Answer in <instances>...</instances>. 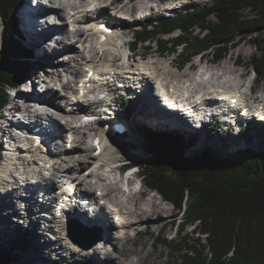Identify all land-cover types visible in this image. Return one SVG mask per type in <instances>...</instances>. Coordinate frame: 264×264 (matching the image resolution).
<instances>
[{
    "label": "trees",
    "instance_id": "trees-1",
    "mask_svg": "<svg viewBox=\"0 0 264 264\" xmlns=\"http://www.w3.org/2000/svg\"><path fill=\"white\" fill-rule=\"evenodd\" d=\"M21 3L0 0L5 46L0 52V117L9 103V91L34 70L31 52L16 24ZM176 31L180 34L166 38ZM263 33L264 0H212L210 6L176 11L173 17L154 16L137 32L132 49L146 44L149 49L154 44L160 55H178L180 65L187 67L197 56L208 55L220 63L235 45L250 38L259 51L251 58L252 65L256 76L264 79ZM261 127L254 128L260 131ZM144 136L148 155L137 159L140 175L151 192L182 215L173 225L177 237L162 234L157 242L177 256L178 264H264V134L260 149L238 148L220 159L207 151L193 160L185 158L177 137L149 129ZM252 136L247 130L246 139ZM190 226L197 238L187 232ZM12 262L10 253L0 251V264Z\"/></svg>",
    "mask_w": 264,
    "mask_h": 264
},
{
    "label": "rangeland",
    "instance_id": "rangeland-1",
    "mask_svg": "<svg viewBox=\"0 0 264 264\" xmlns=\"http://www.w3.org/2000/svg\"><path fill=\"white\" fill-rule=\"evenodd\" d=\"M89 1L92 2L91 0ZM157 1L162 3V7L166 9L161 8L158 11L153 10L152 13L157 14V16L161 15L163 17H170V16L173 17L176 11H185L188 8L202 9L207 6H210L212 3V0H157ZM27 2L28 4H30L31 2L33 3V0H27ZM73 3L79 6L80 0H74ZM132 5L134 8L138 10L143 9L144 11V12L139 11V13L136 14L131 11L132 9L130 10L131 15L133 14L132 16L133 17L135 16L136 22L128 21V19H130L129 18L130 13L128 15L125 13L117 14V12L114 11V9L110 10L111 13H113L114 15H117V19L113 18L116 21H113V20L112 21L115 23L117 22L121 23V25H118V26L128 31L127 34L129 35L126 34L124 36L125 39H123L125 40V42H128L131 39H133L137 35V32L141 29V27L147 25L148 23L147 18L149 17L148 9H149V6L153 7L155 5V1L149 0V2H146L143 0H140V1L135 0ZM29 6L31 10L36 11L32 9L33 6L31 5ZM26 7L27 5L24 3V0H22V3L20 7H18L16 15H15L16 20H17L16 24L18 26L20 33H22L20 13L21 11L25 10L24 8ZM171 7L174 8V10L169 9ZM49 15H53V14H49ZM92 15L96 17L95 14H92ZM245 15L248 16L251 14L247 13ZM122 17H128V19H122ZM39 19L41 23L43 21V17H41L40 15ZM1 21L2 19L0 17V32H1L0 52L4 50V47H5L4 42H3L4 26ZM78 27H82V26H78ZM42 28L43 26L40 24L39 29L41 30V33L43 34L44 29ZM197 32H199L198 29L196 30V33ZM53 34H54V37L51 38V40H49L46 45V50L49 52V55L51 51L50 44L53 43L52 41L54 40V38L56 40L57 38L60 37V35L57 34L56 32H53ZM88 34L91 35L89 38L91 45L95 46V44H97L98 35H96L95 37V35L91 34V32ZM179 34L180 32L176 31L173 35H169L166 38L169 37L172 39ZM74 36L75 35L73 34L72 37ZM262 38H263V42H261L260 46L264 44V33H263ZM72 39L74 40V38ZM249 39L250 38H248L245 41L243 40L240 41L237 45H235V47L231 49L229 56H227L217 66L215 67L213 65L211 66L213 67V69H217V70L220 69L223 71L225 69L230 72L228 73V75H223V78L221 79L214 78L212 82L217 83L214 85L218 86V84L220 85V83L223 81H230V83H233V85L235 86L236 85L242 86V91H244L245 93H248L249 87H253L256 90V93L253 94L254 95L253 97H255L256 99L257 98L262 99V96L264 95V79L256 76V71L251 62V58H253V56L256 54L259 55V51H258L257 46L255 45L256 43L253 41H249ZM23 42L26 45V47H28L25 39ZM79 45L81 44L77 43L76 45L77 49L83 51L84 55L88 56L89 55L87 53L88 51L84 49L83 46L80 47ZM146 46H149V44H146ZM146 46H140L137 49V51L135 52L136 54L134 56V59L139 60L141 56L140 54L148 52V54H146L147 61H151V62L153 61L157 65L155 67L156 69L160 68V70L162 71H169V72H172L173 74L179 75L178 82H181L182 80L190 79V77L193 76L194 74L196 73L198 74L199 70H197V66L203 67L206 64V60L209 62L212 61L210 60L211 56H208V55L204 56L201 61H200V57L197 56L193 59L192 63H190L189 66L182 67L180 65V59L178 58V55H173V56H170V55L162 56L160 54L158 55L157 52L159 51H157L158 47L156 45L151 44L149 49H146L147 48ZM96 48L98 49V52L102 51V49H100L98 46ZM125 50H126L125 52H128L127 46ZM117 51L119 55L120 51L118 48H117ZM121 53L119 57L122 58L123 60V56L121 55ZM58 56L59 55L57 56L53 55L52 57H54L55 59ZM68 56L73 57L74 54L69 53L68 55V54L63 53L61 57H63L64 59H67ZM93 56L94 55H90V58H93ZM122 60L118 61V65L125 64V61L124 60L122 61ZM172 63L174 64L172 65ZM33 64L35 68L32 74L35 76L34 78L37 77V80L35 81H37L38 83L34 85L33 87L35 88V86H37V89L35 92H33L34 90L32 91V88H30L31 90L30 93H25L22 90L21 92L23 93L22 95L24 96L23 97L24 100H25V97H32L30 95H34V93H37V90H38L39 95L44 96L45 92L43 91L46 88L43 87V81H47L48 85H52L56 90H59L61 94H64L65 97L66 95L69 96L68 91L63 90L61 83H59L58 80L61 79L62 84L65 82L66 83L72 82L75 79V76L68 73V71H65L64 68L62 67L64 65L61 64L57 66L59 69L56 70L47 61L40 60L38 58L35 59V57L33 59ZM100 64L102 65V63L99 62L98 65ZM191 66H193V68H196V70H194L193 68L190 69ZM181 74L182 75L184 74L185 78L181 77ZM151 78L153 79L152 86L147 87V92L144 96H143V93L140 92L142 90L137 89V91L136 90L133 91L134 93H130L129 95H126V96L124 95V98L120 102H117L118 104H112L113 106L111 107H113V110L116 111L118 118H121L119 119L117 124L116 123L114 124L115 125L119 124V125L124 126L123 133L120 134V136L117 138L115 137L112 138L114 139L113 141H110L111 139L108 140L107 137L103 138L102 147H101L103 148V151L101 154H95V151H96L95 147L92 146V143H91L92 141L89 139L92 135V131L88 129H84V130L80 129L82 134L85 133L87 135L81 136V133L80 134L74 133V134H75V137L82 138L81 141H83L84 144L81 145V147L84 149V151L81 153L79 151L74 152V153H69L72 159L69 161H75L76 159L83 161L84 158L86 159L85 156H88V155L92 156L93 159L91 158L90 160H88L90 161V163L86 164V167L84 169L79 170L75 176L78 177L81 171H85V170H89L86 172H93L94 174L96 173L102 174V176H104L103 174H105V177H106L105 179H108V181L116 180L119 182V183L117 182L119 185H117L116 189L119 191L118 195L120 197L118 198L119 200L118 202L122 203V205L124 204V205H127L129 208H133V204L131 203V201L128 200V197H127L128 195L125 196L124 193H122V189L123 191L126 192L127 189L129 190L132 188L133 190L135 189L138 191L136 192V195H137L136 199L138 200L139 207L145 208L150 211L154 209H159V211L164 212V213L159 216H155L153 220L149 223H146V224L139 223V225L133 226L131 228H125V229L124 228L122 229L120 224L114 220L113 216L110 215V218H108V220H110L111 222H115L117 226L110 228L111 223L108 221L109 222L108 228L110 232H112V235L114 237L121 236L122 240L106 242L104 241L105 240L104 239L103 242H106L104 244L101 241V234L98 233L97 230H94L92 226L89 225L88 223H85L87 225H84L76 219L71 220L72 222H69V223H72V224H69V225L68 223L67 224L63 223V221L57 222V223H50L51 225L49 226L51 228V231H50L48 227V222L41 219L42 217L41 214L36 213L37 215L35 214L30 215V213L26 211V206L21 205L18 201L14 204L15 206L13 205L14 211H13L12 206L9 203H7L9 207H6V206L1 207V204H0V251L8 252L12 255L13 257L12 264H89V257L93 259L92 255H94L95 251L103 249L102 251H104L103 252L104 254L109 253L111 250L113 251L114 246H117V249H119L117 251H113V254H112L113 259L117 263L123 262L121 259L122 257L125 260L134 259V260L141 261V256L147 254L145 252L146 250L154 249L155 253L151 256H148L144 261H141L142 264H159V263L178 264V261L176 258L177 256H175L172 253V251H170L166 246H164V244H159L157 242V238L161 236L162 234H164L165 237L169 239L177 237L178 235L176 231L177 227H173V225L175 223L178 224L180 222V220L182 219L181 213L179 212V210L175 209L169 202H166L165 199L161 197L158 193L151 192V190H149L144 184H142L143 187H140L139 185H137V182L135 181V180L139 181L140 179H139V174L137 173V170L134 167H132L134 166L132 164H135V163L137 164V159L146 158V155H148L144 151V147L147 144L146 142L147 140L144 136V130L149 129L153 131L154 133L167 134L169 136H173V137H177L181 139L182 147L184 148L185 154H186L185 158L188 160H193L197 154H202L203 152H207V151H210L211 154H213L215 157H218L220 159L222 157L227 158L229 154H231V152H233L234 150L238 148L239 150H243V149L248 148V146H254L255 149H260L261 146L263 145L262 138L264 134V127H261L260 131L259 130L251 131L253 136H252V139L249 141L246 139V137H244L245 134L242 135V128L246 127L247 125L246 121L243 122L244 127L241 126V128L239 129L232 128L231 126L226 125L225 123L221 121H217L212 124H209L206 127H203L201 130L196 127L191 128L193 131H190V132H185L180 129L167 130L166 128L164 129L156 128V127H153V125H149V124H144V125L134 124L130 126L129 128H125L126 124L124 123V119L125 121L129 120L130 116L135 111H137L139 107L138 105L142 103L144 99L149 98L151 93L154 92L155 94V83H157V80H158L157 75L155 76L153 75L151 76ZM206 81L208 82V80ZM26 83H27V79L24 81L23 85ZM209 84L210 82L208 83V85ZM119 89L120 87L116 88V90H119ZM11 91L12 93H10V95L12 96L15 89ZM134 94H136L137 97H141V99L139 98L136 100V98H132V95ZM247 95L246 97H248ZM107 96H106V100H108L109 97L113 98L114 96H119V95L110 94L108 97ZM12 98H13V101L11 102L9 100V105L7 106L9 108L13 106L14 103L17 104L16 105L17 108H20L21 106H23V104L24 105L26 104L25 103L26 100L18 101V99L15 100L13 96ZM255 98L252 99V101L255 100ZM127 99L131 100V104L125 107L123 102H125L124 100H127ZM60 102L63 103L64 106H68L72 104L71 101H67V102L60 101ZM99 110L101 109L99 108L96 109V111H99ZM147 110H149V108ZM46 111L49 113H53V114L55 113L52 109H49ZM43 112L44 111H42L41 113ZM77 113L78 115L80 114L79 112ZM98 118L99 117H97V119L95 120L98 121L102 119V118H99V119ZM156 118L157 120L169 122L168 118L164 116H161V118L157 116L154 118V121H156ZM60 120L62 121V123L64 122V124L73 122L72 117H69V116H66L64 120L63 119H60ZM252 122L254 121L252 120ZM74 125L78 126L79 122L76 124L74 123ZM103 125L104 124L102 123L98 125L97 127V124L95 122V124L91 126V129H95V131H97ZM56 126L57 125L55 124L54 127L60 129L58 126L57 127ZM1 129L2 127H0V130ZM63 133L65 135V138H63L62 140L56 139L55 141L59 145L60 144H62L63 146L66 145V148L69 149L70 145L68 144V141H69L68 137H70L69 134L73 133V131L65 130L63 131ZM88 136L90 137L88 138ZM2 137L4 138V136ZM5 140L6 139L0 140V161H3V162L5 161L7 163V161L4 159H7L8 155L9 157H11L13 153L15 152H13L11 156L10 154L7 153L8 149H7ZM19 144L20 143H18V145ZM52 144L53 143H51V146ZM90 149H93V151ZM51 150H53L54 152L58 151L57 147L54 145L52 146ZM1 152H3V154H1ZM23 153H24V156L27 157L28 159H32L33 156H35L37 160L45 159V158L47 160L49 159L48 156L44 155L42 152L36 153L35 155L33 154V156L31 155L32 153H28V154L25 152ZM62 158L66 160L68 159V156L63 155ZM57 160L59 159L58 158L55 159L56 162ZM106 161H108L109 164L112 166L111 169L116 168V173L109 174L108 171L106 172V167L96 168L95 165L97 164L100 165L102 164V162H106ZM44 163L42 162L41 164H38V161H37V165L36 163L34 165H31L28 168V170L42 169L43 171V168L46 166V163L45 164ZM3 165L5 164L3 163ZM3 165H1L0 170L3 169ZM118 171L121 174L118 173ZM43 173L44 175L48 176L50 172L44 170ZM117 174H119L121 177L118 176ZM6 177L7 176H0V182L6 183L7 181L3 180ZM14 178L15 177L13 178L11 177L7 179L9 182H12L13 180H15ZM63 178L64 176H62V178L61 177L58 178L59 180H57V183L59 182V184H57L58 186L57 188L59 189L63 186L62 185L63 183L61 182L63 181L62 180ZM80 180L84 182L85 186H88L90 183H93V185L95 184L97 185L99 183L97 179H94V178L89 179L87 177H82V176ZM125 184H127V186H125ZM5 197L6 196L0 195V200H3ZM37 210L38 209H36V211ZM109 211L108 213H110ZM83 214L85 215V217L87 216L94 221L99 219L101 223H103V221L105 220L103 219L104 214H102V212L98 215V217L96 216L90 217L85 212H83ZM32 220H35V222H37V225H35L34 221ZM126 220L130 221L132 220V218L127 216ZM70 225H74V226L78 225V226H82L84 228H88L89 230H91L93 234L92 241L95 244V247L93 248V250H86L82 243L78 242L77 239L71 236L69 232ZM187 232L190 235H193V227L190 226L187 229ZM27 235H29L28 238L25 237ZM125 236L128 237V240L125 238ZM193 237L197 238L198 236L193 235ZM56 239H59V240L57 241ZM102 243L105 247L100 248L102 246ZM102 263H104V261Z\"/></svg>",
    "mask_w": 264,
    "mask_h": 264
},
{
    "label": "bare ground",
    "instance_id": "bare-ground-1",
    "mask_svg": "<svg viewBox=\"0 0 264 264\" xmlns=\"http://www.w3.org/2000/svg\"><path fill=\"white\" fill-rule=\"evenodd\" d=\"M92 2H90L89 0H80V5L82 8H87V7H92L93 9L95 7H99L98 11L100 13V18L103 19H117V15H114L113 13H111L110 10L114 9V11L117 12V14L119 13H125V14H129L130 10L134 13H138V9L134 8L132 5V1L131 0H91ZM24 3L27 5L26 8H24L25 10L21 11L20 16H21V30H22V38L23 41L25 39L26 44L28 45V49L31 52L32 55V62L33 59L35 57V59H40V60H45L48 63H50L54 69L58 70L59 68L57 66L59 65H64L62 66L64 68L65 71H68V73L72 74L75 76V78H81L83 80H86L89 77V74L91 71H95L97 73V75L99 76H105L108 73H113L116 72L117 70H121L119 68H116V65H118V61H121L119 55L122 51L121 54H126L125 50L123 49L122 44H125L124 40V36L127 34V30L122 29V27L118 26L116 28V31L114 30L113 27H111V30L109 32H106L107 35L109 36L108 39H106V41L104 43H99L98 47L103 48L104 49L101 52H98V49L91 45V42L89 40L90 36L87 31L86 28L88 27V25L91 26H95L97 24H99V22L93 17V16H89V14L85 11H81L79 12V14H83L84 12L86 13V15L84 14L82 16L83 21H79L76 23V25H80L82 27H79L76 36L72 37V32L70 31V28L68 27V22L66 18H70L69 16H71L72 12H76L78 11L79 8L78 5H75L74 3L70 2V4L64 5V4H60V6H44V7H40L38 10L33 11L31 10L29 7L30 4H28L27 0H24ZM72 3V4H71ZM141 8V7H140ZM49 14H53L56 15L57 18H59L60 23L58 25L56 24H51L49 19L47 18V16H49ZM41 15V17H45L46 18V22L45 25H43V27L45 26V29L43 30V34L41 33V30L39 29L40 26V19L39 16ZM133 15V14H132ZM99 18V19H100ZM122 19H128V17H122ZM114 20V19H113ZM116 21V20H114ZM128 21H132L130 19H128ZM47 25V27H46ZM117 25H121V23L117 22ZM53 32H56L57 34L60 35L59 38H57L55 40L52 41L53 43L50 44V55L49 52L46 50V45L48 43L49 40H51V38L54 37ZM1 35V32H0ZM96 37V35H95ZM98 37V36H97ZM74 38V40L72 39ZM93 38V37H92ZM73 40V41H72ZM77 43H81L82 46L84 47V49H86L88 52V56L84 55L83 51L77 49ZM95 44V43H94ZM108 45V46H106ZM81 47V45H79ZM117 48L119 49L120 53L118 55V51ZM31 49V50H30ZM47 51V52H46ZM74 54L73 57L68 56L67 59H64L62 56V54ZM98 54V55H97ZM136 53L132 54L129 58V63H130V67L127 68L129 71H125L124 69H122L123 72H121L122 74H126V75H122L121 77L126 78V79H131L132 75L131 74H138L140 76L141 79V83L140 81L138 83H131V86L129 88V91H132L134 89L140 88L144 90L143 92V96L146 94L147 92V87L148 86H152L153 83V79L151 78L150 74L153 75H157V79H158V83L157 84H163L164 86H166V88H172L174 91H176V86H178V84H180L179 81V75L177 74H173L172 72L169 71H162L160 70V68H155L157 65L152 61H147L145 54H140V59L136 60L134 59ZM57 56L59 55L57 58L54 59V57L52 56ZM61 55V56H60ZM90 55H94L93 58H90ZM74 58V59H73ZM98 58V60H97ZM35 61V60H34ZM38 62V61H37ZM103 63L102 65H98V63ZM35 63V62H34ZM39 64V63H37ZM174 63H172L173 65ZM35 68V67H34ZM181 70V69H180ZM34 71V70H33ZM220 71V69H219ZM33 73V72H32ZM158 73V74H157ZM228 73H230L229 71L225 70L222 72V74H215L213 73V71H211L208 76L206 78L201 79L200 76H198V74H195L194 77L189 79V82H191L190 84V91L191 93H198L200 96V98H198L197 100H202V98L204 97H208L211 94L216 93L217 91L214 89L217 88H228V89H234L236 92L235 96L238 97L242 96V86L239 85H233V83H230V81H223L220 83V85H214L217 83H213V79L217 78V79H221L223 78V75H228ZM139 76H135L133 79L134 80H138ZM35 76L32 74L31 76H29V79H27V83L24 84L21 89L17 92L13 93V97L15 100H17L19 97L22 98L24 97L22 94V90L25 93H30L31 90L30 88H32L33 91V86L36 85L35 80H37V77L34 78ZM181 77L185 78V75L181 74ZM187 80V79H186ZM200 80V81H199ZM208 80V82L206 81ZM183 81V80H182ZM59 83H61V86L63 88L64 91H68L69 96L71 98H75L76 95H78L80 93V91L85 90L82 89L79 85V83L81 81H79L78 83H76L75 81L73 82H65L62 84L61 79L58 80ZM210 82V84L208 85V83ZM213 83V84H212ZM38 84V83H37ZM176 84V85H175ZM135 85V86H134ZM137 85V86H136ZM154 86V85H153ZM43 87L46 88V92L45 95H39L38 94V90L37 93H34V95H30L32 97H25L26 99V104L23 106H21L20 108H17L16 105L14 103L13 108L14 109H18L19 111H24V113H28L29 116L33 117L34 119V123L32 124L33 126L36 125L38 127H40V132L34 133L33 130L29 129V128H23L22 125L19 124V122H21L19 120V122L16 125H13L16 130L20 131V132H29L32 134V138L31 140H23L22 137H18L16 134H11V138H10V144L8 146V148H10L11 151H15V153L17 152V156H19L18 159L16 158H12L7 160V163L4 161L3 165V169L0 170V176H7L5 179L7 183L9 182L7 178H13L14 173H17L20 171V169L17 167L19 165H24L22 166V170H23V174H20L24 177H27V179L29 180V178L32 176V173L35 174L36 173V169L35 170H28V168L31 165H34L36 163L37 165V158H32L31 160H25L24 159V153H32L31 155L33 156V153L37 152L40 153V150L37 148H34V143L36 142V139H41L42 142V147L43 150H45V152L48 154V161H43V163L45 162L46 165L47 163H51L53 164L55 161V159H59L57 160V162L55 163V166L52 167L53 168V174L52 177H48L46 175H44V173L42 171H39V180H41V182L39 183V186H43L46 184V186H48V184L52 185V187H57V184H59V182L57 183V180H59L58 178H62V176H64L65 179H68V181H72L71 183L73 184L74 187L79 188L80 191H87L90 192L91 190L95 191V193H105L106 197H104L105 199H107L109 205H116L117 207H119L121 209L122 212L118 213L116 216H119V214L122 216H124V223H127L128 227H125L124 225V229L125 228H130L136 225L140 224H146L149 223L153 220V218L155 216H159L161 214H163L164 212L159 211V209H154L152 211L147 210L145 208H141L139 207V203L137 198L136 193H129L128 194V200L131 201V203L133 204V208H129L127 205H122V203L118 202V190L116 189L117 185H119L117 182L114 183H108V179H105V174H103L104 176H102V174H94L93 172H86L89 170H85V171H81L80 175L75 176L77 174V172L81 169H84L86 167V164H89L91 158L93 159L92 156H85L86 159L84 158L83 161H80L79 159L75 160V161H69L72 160L71 159V155L69 153H74L79 151L80 153L84 151V149L81 147V145L84 144L81 137H75V134H80L83 128V124L80 118V115H78L77 112H83L86 110V108L80 104H77L78 109H76V104H70L68 106H64L63 103H61L60 101L63 102H67V101H71L69 100V96L66 95V97L64 96V94H61L59 92V90H56L52 85H48L47 81H43ZM107 87H110V85H108ZM253 88V87H252ZM114 89V88H111ZM34 92V91H33ZM140 95V94H139ZM11 96V98H12ZM246 96V95H245ZM254 96V95H253ZM252 96V99H254L255 97ZM194 97V96H193ZM141 99V97H137L136 99ZM143 98V97H142ZM158 95L151 93L150 97L147 99H144L142 101V103H140L138 106L137 111H135L129 118V120L125 121L124 119V123L126 124L125 128H129L130 126L134 125V124H139V125H144V124H149V125H153V127L156 128H166L167 130H177L180 129L182 131L185 132H190L193 131L191 128H194L193 125L197 122H195L194 124L192 122H189L187 119H183L182 116L180 115H172L168 112V110H166L165 108L161 107L159 105L158 102ZM61 99V100H60ZM251 99V100H252ZM261 98H255V100L253 101L254 103L257 102H261L264 101V95ZM60 100V101H59ZM244 100V99H243ZM95 102L97 105H101L103 104L105 101L103 99H96L95 98ZM71 103V102H70ZM38 105L40 107H42V109H32L33 106ZM74 105V106H73ZM149 108V110H147ZM48 109H52L55 113H49L46 110ZM40 110L44 111L43 113H40ZM96 109H92V111H95ZM147 110V111H146ZM77 111V112H76ZM72 117L73 122L72 123H66L64 124V122L62 123V121L60 119H63L66 117ZM160 117L164 116L167 117L169 122H165L162 120H157L154 121L155 117ZM61 117V118H60ZM89 118H92L91 116H87ZM121 118H118V120ZM264 119V118H263ZM44 120V121H43ZM91 120H95V119H91ZM173 120V121H172ZM202 120V119H201ZM203 121V120H202ZM47 122L48 124L51 123L52 125H57L60 129L55 128L50 126V124L47 126L43 123ZM79 125L75 126L74 123H78ZM91 124V123H90ZM90 124H85V127L89 126ZM198 124V123H197ZM56 126V127H57ZM122 126V125H121ZM32 127V126H31ZM124 128V126H123ZM65 130H70L73 131V133H70V138L68 137V144L71 143L74 148L72 150H69L68 148H66V145H62V144H58L55 140L59 139L62 140L63 138H65V135L63 133V131ZM124 130V129H123ZM122 130V132H123ZM87 133V132H86ZM195 133V132H194ZM87 134H82L81 136H86ZM96 137L100 138V140L103 139V137H105V133L103 130L99 129L95 135ZM114 139H111V141ZM100 142V141H99ZM18 143H22L23 145ZM56 146L58 152H55L51 150L52 146ZM51 146V148H50ZM59 146V147H58ZM25 147H27V149H25ZM101 147V145H100ZM103 149V148H102ZM105 149V148H104ZM93 151V149H90ZM103 151V150H101ZM42 152V151H41ZM35 155V154H34ZM68 156V159H63L62 156ZM35 157V156H33ZM62 158V160H61ZM19 161L18 163H16V161ZM44 163V164H45ZM73 163V164H72ZM13 166V167H12ZM96 168L97 167H108L109 166V162H102V164L100 165H95ZM12 167V168H11ZM112 167V166H109ZM11 168V170H10ZM33 169V168H32ZM47 171V169H45ZM105 172V171H104ZM107 172V171H106ZM105 172V173H106ZM110 173H116V168L110 169L109 172ZM37 175V174H36ZM82 177H87L89 179L94 178L97 179L99 181V183L96 185H93V183H90L88 186H85L84 182H82L80 179ZM15 180L16 177L14 178ZM32 179L37 180L35 177H33ZM80 181V182H78ZM88 181V180H86ZM85 181V182H86ZM13 182V181H12ZM4 182H0V184H3ZM76 183V184H75ZM29 188V193H30V197L27 199L29 200L30 203V207H28V209H26L27 211L30 208H33L34 205H36V201L34 198V191H39L36 188H30V186H28ZM128 190V189H127ZM135 190V189H134ZM28 191V190H27ZM123 192V191H122ZM16 201L13 200L12 195L9 194L8 196H6L3 200H0V204L1 207L2 206H6L9 207L7 205V203H9L12 208L13 205L15 204ZM15 206V205H14ZM32 206V207H31ZM47 204L42 205L43 209L47 208ZM16 209V208H15ZM14 211V208H13ZM12 211V212H13ZM101 211L102 214H104V218L105 219L103 221V223H101V221L98 220H92L89 217H85V215L83 214L82 210L75 211V216L78 217V219L82 220L84 223H88L89 225L92 226V228L94 230H97L98 233L101 234V241H116V240H122L121 236L118 237H114L112 235V232H110L109 228H108V224L109 222L111 223L110 228H113L114 226L116 227L117 224H115V222H111L110 220H108V218H110V213H108L109 208L108 206H103L101 207ZM101 213V212H100ZM14 214V213H13ZM129 216L132 218V220L127 221L126 217ZM98 217V215L96 216ZM44 218V217H43ZM107 218V219H106ZM77 220V219H76ZM109 221V222H108ZM41 222V221H40ZM123 223V224H124ZM149 226V225H147ZM49 227V226H48ZM49 230L51 231V228L49 227ZM110 234V235H109ZM125 238L128 240V237L125 236ZM57 241L59 239H56ZM66 247V246H65ZM105 247V246H103ZM101 247V248H103ZM98 249V248H97ZM98 250L95 251V255H93V259H91V257H89V264H142L141 261H144L148 256H151L155 253L154 249H148L145 252L147 253L146 255L141 256V261H135L134 259L132 260H126L125 262L122 263H117L113 257V251H117L119 249H117V246H114L113 251H110L109 253H103L104 251ZM121 251V250H120ZM144 252V253H145ZM104 261V263H102ZM106 262V263H105ZM168 262V261H167ZM162 264V263H159ZM168 264V263H167Z\"/></svg>",
    "mask_w": 264,
    "mask_h": 264
},
{
    "label": "water",
    "instance_id": "water-1",
    "mask_svg": "<svg viewBox=\"0 0 264 264\" xmlns=\"http://www.w3.org/2000/svg\"><path fill=\"white\" fill-rule=\"evenodd\" d=\"M19 86H17L16 88H19ZM133 167L137 170V173L139 174V179H140L139 181H137V180H135V181L137 182V185H139L140 187H143L142 184L145 185L146 183L143 180L142 176L140 175V171L138 170L139 167L137 166L136 163L134 164ZM69 232L73 238L77 239L78 242L83 244L85 249H90L93 247L94 243L91 241L90 233L88 230H81V232H79L78 228H76L74 226H70Z\"/></svg>",
    "mask_w": 264,
    "mask_h": 264
}]
</instances>
